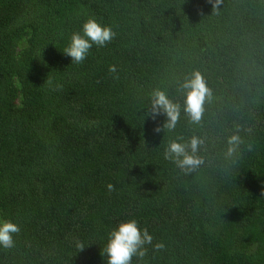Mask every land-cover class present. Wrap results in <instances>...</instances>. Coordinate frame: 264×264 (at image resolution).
I'll use <instances>...</instances> for the list:
<instances>
[{"label":"trees","instance_id":"1","mask_svg":"<svg viewBox=\"0 0 264 264\" xmlns=\"http://www.w3.org/2000/svg\"><path fill=\"white\" fill-rule=\"evenodd\" d=\"M89 17L117 35L76 64ZM194 70L213 92L200 124L179 88ZM155 88L181 105L173 131L146 115ZM238 127L253 150L233 163ZM193 135L204 163L185 173L164 148ZM0 218L21 226L0 264H108L129 219L166 246L132 264H264V0H0Z\"/></svg>","mask_w":264,"mask_h":264},{"label":"clouds","instance_id":"2","mask_svg":"<svg viewBox=\"0 0 264 264\" xmlns=\"http://www.w3.org/2000/svg\"><path fill=\"white\" fill-rule=\"evenodd\" d=\"M212 4L213 14H219L220 5L223 0H209ZM117 33L109 25L101 24L95 17H89L82 26V31L73 32L70 36L68 46L63 52L72 58L76 64L83 63L87 58L93 45L106 47L115 38ZM109 72L113 78L119 80L116 65L109 66ZM46 83L51 85L50 79ZM62 85H56L53 90H58ZM179 88L183 90V112L192 124H200L205 112L206 102L213 99L212 89L208 86L204 76L199 70H194L188 74ZM150 106L146 114L153 120L157 116L164 114L166 121L162 128L160 126L154 129L159 133L161 130L173 131L180 119L181 105L173 101L167 93L155 88L149 93ZM251 133V129H247ZM241 129L236 131L227 139V148L225 158L231 159L236 163L241 158L243 151H252L253 144L246 141L240 135ZM205 141L203 138L193 135L188 141L183 137L169 140L164 148V159L174 163L181 171L190 173L196 171L203 163L204 159L199 155ZM109 192L115 191L114 185H107ZM21 232V226L10 218H0V248L11 249L15 247V237ZM154 236L149 233L147 227L141 229L136 219L122 221L117 227L112 228L106 236V242L102 249V254L108 258V264H132L133 258L143 261L148 253V247L152 246L155 251H161L166 246L163 241L154 242ZM75 247L77 250H83L85 244L83 241L76 239Z\"/></svg>","mask_w":264,"mask_h":264}]
</instances>
